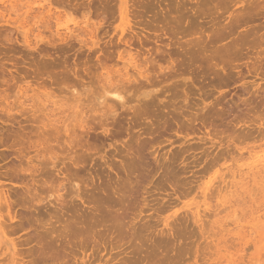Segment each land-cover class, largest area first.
I'll use <instances>...</instances> for the list:
<instances>
[{
	"label": "rangeland",
	"instance_id": "374dc122",
	"mask_svg": "<svg viewBox=\"0 0 264 264\" xmlns=\"http://www.w3.org/2000/svg\"><path fill=\"white\" fill-rule=\"evenodd\" d=\"M124 1L0 0V264H264V0Z\"/></svg>",
	"mask_w": 264,
	"mask_h": 264
},
{
	"label": "bare ground",
	"instance_id": "6f19581e",
	"mask_svg": "<svg viewBox=\"0 0 264 264\" xmlns=\"http://www.w3.org/2000/svg\"><path fill=\"white\" fill-rule=\"evenodd\" d=\"M37 1V0H36ZM41 1V0H40ZM45 1H47V0H45ZM34 2V1H33ZM38 3L39 4H43V1L40 3L39 1H38ZM38 3H35V4H38ZM47 3V2H46ZM123 3H125V1L124 0H121V9L123 8ZM34 3H33V5H35ZM32 5V4H31ZM44 5V4H43ZM47 5H49V4H47ZM27 7V6H26ZM44 8V7H43ZM26 11V10H25ZM24 11V12H25ZM27 11H28V9H27ZM122 11V10H121ZM128 21V20H127ZM59 24V23H58ZM57 24V25H58ZM61 25V24H60ZM59 25V26H60ZM133 27V26H132ZM66 28H68V26L66 27ZM129 31V30H128ZM71 32V31H70ZM123 32V31H122ZM124 37V36H123ZM122 37V38H123ZM126 37V36H125ZM124 37V38H125ZM123 38V39H124ZM129 38H126L125 39V44L126 45H128L129 47H131V48H129V50H128V46L126 47V48H123V50H122V52H120L121 51V48H120V55L122 56L121 58H122V60H124V65H125V68L123 69V70H125L128 66L127 65H130L135 71H134V73H136V75H134L133 73H131V74H129L130 72H128L127 70L125 71V72H123V70H117L115 73H110V71H106L103 75H102V80L104 81H101V82H103L102 83V93H103V95H107V94H111V95H113V96H115L116 98H118L119 99V101H120V103H121V106H123L124 107V105L125 104H127V103H129V102H131L130 101V98L128 97V102H124V100L126 99V96L125 95H128V94H130V92H131V90H130V88L129 87H131V89L132 88H134V87H132L131 85H130V83L133 81V80H131V78L133 79L134 78V80L135 81H137L138 79L137 78H144V80L146 81V78H147V76L149 75L148 74V68H147V66H146V64H145V62H141L139 59H138V49H137V52H134L135 50H132V48H134V45L132 46L131 45V43H129V41H130V39L128 40ZM126 40H128V41H126ZM122 42L124 41V40H121ZM122 42H120L121 44H122ZM120 44V45H121ZM124 44V45H125ZM137 44V43H136ZM140 53V52H139ZM141 54V53H140ZM139 54V56H141ZM141 60H143V59H141ZM222 72V71H221ZM224 73V72H223ZM256 73V72H255ZM221 74V73H220ZM226 74H227V72H226ZM229 74H230V71H229ZM233 74V73H232ZM134 76H136V78L134 77ZM138 76V77H137ZM243 76V75H242ZM247 76V75H246ZM222 77H224V76H221V78ZM226 77V76H225ZM229 77V76H228ZM228 77H226V78H228ZM244 78V77H243ZM137 79V80H136ZM141 79H140V81H141ZM139 81V80H138ZM149 81H151V79H149ZM152 83H153V81H151ZM155 82V81H154ZM128 83V84H127ZM133 83H134V81H133ZM137 83V82H136ZM141 83H142V81H141ZM157 83V82H156ZM144 85H145V82L143 83ZM142 84V85H143ZM150 84V83H149ZM155 84V83H154ZM159 84V83H158ZM130 85V86H129ZM139 89L141 90V88H140V82H139ZM146 85H147V83H146ZM152 84H150V85H148V86H151ZM157 85V84H156ZM148 86H141V87H148ZM101 89V88H100ZM99 91H101V90H99ZM132 91H135L134 89L132 90ZM137 92H139L138 90H137ZM26 93V92H25ZM44 93V92H43ZM45 94V93H44ZM44 94H42V95H44ZM96 94H98V92L96 93ZM100 94V93H99ZM132 94V93H131ZM136 94V93H135ZM137 94H140V95H142V96H144V97H147V96H149L150 95V89H144V91H141L140 93H137ZM160 94V93H159ZM154 95V94H153ZM156 95V94H155ZM48 96V95H47ZM109 96V95H108ZM136 96V95H135ZM135 96H132V97H134V98H136ZM152 96V95H151ZM157 96V95H156ZM155 97V96H154ZM152 98V97H151ZM150 98V99H151ZM156 98V97H155ZM154 98V99H155ZM107 99H109V100H111V98H110V96L107 98ZM132 99V98H131ZM149 99V100H150ZM135 100V99H134ZM112 101H115V100H112ZM127 101V100H126ZM153 101V100H152ZM108 103H109V101H107ZM106 102V103H107ZM141 103V102H140ZM105 104V103H104ZM103 104V106H105V105H108V104H105L104 105ZM111 104H112V102H111ZM111 104L109 103V105L111 106ZM131 104V103H130ZM99 106V105H98ZM102 105L101 106H99V107H103ZM113 106H115V107H118V105L116 106V104L114 105V103H113ZM147 106H148V104H147ZM146 106V107H147ZM106 107V106H105ZM112 108V107H111ZM105 109V108H104ZM104 109H102V110H104ZM107 109V108H106ZM108 109H110L109 108V106H108ZM108 109H107V111H108ZM112 109H117V108H112ZM111 110V109H110ZM115 111V110H114ZM113 111V112H114ZM81 112H83V111H81ZM112 111H110V114H112L111 113ZM78 113V112H77ZM82 123H83V121H81ZM244 129V128H243ZM232 139V138H231ZM238 139V138H237ZM233 141V140H232ZM234 141H235V139H234ZM218 150V149H217ZM230 150H232V149H230ZM223 151V150H222ZM226 151H229V150H226ZM225 151V152H226ZM212 152V151H211ZM213 153V152H212ZM216 153V152H215ZM218 153V152H217ZM223 153H224V151H223ZM231 154V153H230ZM233 154V153H232ZM240 155V154H239ZM212 156H214V155H212ZM217 156V155H216ZM242 156V155H241ZM222 157V156H221ZM220 157V158H221ZM219 158V157H218ZM238 169V168H237ZM248 169V168H247ZM261 170V169H260ZM263 170V169H262ZM234 171V170H233ZM259 172V171H258ZM261 173V172H260ZM242 174V173H241ZM256 174V173H255ZM231 175V174H230ZM237 175V174H236ZM242 175H244V174H242ZM263 175V174H262ZM255 176L256 175H254L253 176V178L255 179ZM224 177H226V176H224ZM263 177V176H262ZM229 178V177H228ZM247 178H249V177H247ZM264 178V177H263ZM250 179V178H249ZM252 180V179H251ZM224 181H225V179H224ZM261 181V180H260ZM227 182H230V181H227ZM263 183V182H262ZM262 183H261V185H262ZM230 184V183H229ZM233 184V183H232ZM35 184H33V186H34ZM256 185V184H255ZM220 186V185H219ZM225 185H223V187H224ZM229 186V185H228ZM26 187H28V185H26ZM30 187H32V186H30ZM30 187H29V189H30ZM214 188H215V186H213ZM217 187V186H216ZM221 187V186H220ZM226 187V186H225ZM224 187V188H225ZM230 187V186H229ZM233 187V186H232ZM249 187V186H248ZM255 187V186H254ZM253 187V188H254ZM262 187H263V185H262ZM211 188V187H210ZM218 188V187H217ZM216 188V189H217ZM228 188V187H227ZM252 188V189H253ZM216 189L214 190L215 192H217L216 191ZM256 189V188H255ZM261 189V188H260ZM259 189V190H260ZM221 190V192H222V189H220ZM238 190H240V189H238ZM257 190V189H256ZM1 191H3V190H1ZM31 191V190H30ZM213 191V192H214ZM226 191V190H225ZM6 192V191H5ZM27 192H28V188H27ZM230 192V191H229ZM229 192H227V193H229ZM258 192V191H257ZM30 193V192H29ZM208 193H210V194H213V193H211V192H208ZM218 193V192H217ZM226 193V194H227ZM203 194V193H202ZM220 194V193H219ZM222 194V193H221ZM257 194V193H256ZM2 196V195H1ZM209 196V195H208ZM215 196V195H214ZM213 196V197H214ZM3 197V196H2ZM2 197H1V203H2ZM213 197H211L210 196V198L208 197V199H211V198H213ZM219 197V196H218ZM4 198V197H3ZM9 198H11L10 197V195H9ZM253 198V197H252ZM251 198V199H252ZM256 198V197H255ZM5 201H6V199H4ZM212 200V199H211ZM215 200V199H214ZM224 200V199H223ZM230 200V199H229ZM234 200V199H233ZM208 201V200H207ZM213 201V200H212ZM232 201V200H231ZM228 202V201H227ZM3 203H4V201H3ZM207 203V202H206ZM205 203V204H206ZM219 203V202H218ZM217 203V204H218ZM6 204V206H7V203H4L3 205H5ZM211 204V203H210ZM220 204V203H219ZM227 204V203H226ZM253 204V203H252ZM213 205V204H212ZM216 205V204H215ZM221 205V204H220ZM219 205V206H220ZM0 206H1V204H0ZM202 206V205H201ZM218 206V205H217ZM217 206H215V207H217ZM223 206V205H222ZM228 207V206H227ZM227 207H225L226 209H227ZM211 208V207H210ZM213 208V207H212ZM211 208V209H212ZM220 208V207H219ZM193 209H194V207H193ZM210 209V210H211ZM216 209V208H215ZM215 209H213V210H215ZM208 210V209H207ZM223 210V209H222ZM222 210H220V211H222ZM212 211V210H211ZM217 211V210H216ZM214 212V211H213ZM212 212V214H215V215H217L216 213H213ZM196 213V212H195ZM206 213V212H205ZM201 214V213H200ZM191 215V214H190ZM205 215H207V214H205ZM195 216V215H194ZM204 215H202V217H203ZM199 217H200V215H199ZM2 221V220H1ZM1 224V223H0ZM5 227V226H4ZM220 230V229H219ZM254 232V231H253ZM227 234V233H226ZM224 236V235H223ZM250 236V235H249ZM233 238V237H232ZM262 246H263V244H262ZM264 247V246H263ZM263 247H261L260 246V248H262L263 249ZM259 248V249H260ZM13 249V248H12ZM264 250V249H263ZM261 252V251H260ZM259 252V253H260Z\"/></svg>",
	"mask_w": 264,
	"mask_h": 264
}]
</instances>
